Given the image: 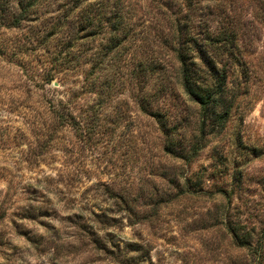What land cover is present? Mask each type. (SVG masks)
Listing matches in <instances>:
<instances>
[{
  "label": "rangeland",
  "instance_id": "obj_1",
  "mask_svg": "<svg viewBox=\"0 0 264 264\" xmlns=\"http://www.w3.org/2000/svg\"><path fill=\"white\" fill-rule=\"evenodd\" d=\"M226 1L234 39L217 57L226 120H208L190 161L160 149L153 117L120 89L100 132L40 136L44 91L28 70L49 68L46 58L69 70V56L55 38L46 51L22 50L23 33L0 16V264H264V0ZM137 30L129 54L150 106L163 103L176 148L199 142L201 110L176 85L158 25Z\"/></svg>",
  "mask_w": 264,
  "mask_h": 264
},
{
  "label": "trees",
  "instance_id": "obj_2",
  "mask_svg": "<svg viewBox=\"0 0 264 264\" xmlns=\"http://www.w3.org/2000/svg\"><path fill=\"white\" fill-rule=\"evenodd\" d=\"M225 7L232 5L227 6L225 0H0V16L7 21L4 28H18L24 35L18 47L43 51L55 38L56 45L65 49L62 56H69V70H57V59L51 62L49 58L44 60L50 62L49 68L43 63L41 70H28L44 91L42 110L36 115L39 135L47 138L63 126L75 128L81 138L100 132L96 126L105 118V110L119 111L115 98L120 89L128 92L141 112L153 117L165 154L184 161L195 158L206 145V123L221 116L217 111L226 75L217 66V57L234 39L226 25L229 13ZM151 21L158 25L155 35L164 39L176 63V85L201 110L197 143L175 147L168 122L171 117H163L158 106L162 102L157 108L150 106L143 76L134 70L129 48L135 43L138 27ZM54 80L58 84L46 91L45 86ZM120 113H115L114 122L121 118ZM225 118H220L222 125ZM231 233L241 245L249 243V234H240L235 228Z\"/></svg>",
  "mask_w": 264,
  "mask_h": 264
},
{
  "label": "water",
  "instance_id": "obj_3",
  "mask_svg": "<svg viewBox=\"0 0 264 264\" xmlns=\"http://www.w3.org/2000/svg\"><path fill=\"white\" fill-rule=\"evenodd\" d=\"M52 84H53V85H57V82H56V81H53Z\"/></svg>",
  "mask_w": 264,
  "mask_h": 264
}]
</instances>
